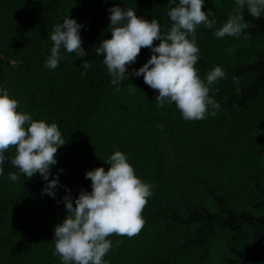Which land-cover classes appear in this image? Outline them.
Here are the masks:
<instances>
[{
    "label": "trees",
    "instance_id": "1",
    "mask_svg": "<svg viewBox=\"0 0 264 264\" xmlns=\"http://www.w3.org/2000/svg\"><path fill=\"white\" fill-rule=\"evenodd\" d=\"M115 5L170 24L168 0H0V86L34 119L56 122L66 141L48 178L58 176L55 198L43 192L48 181L39 173L11 181L8 173L16 169L6 159L0 264H61L53 239L67 215L66 188L73 203L82 188L90 192L86 172L107 171L104 160L117 149L154 188L142 213L144 228L131 239L110 237L122 244L104 258L107 264H241L264 232V16L245 13L248 39L217 38L215 28L198 27L201 77L219 65L226 78L210 91L220 104L217 115L185 121L174 104L157 107L158 93L142 75L129 76L120 91L111 84L95 48L111 37L108 10ZM233 6L234 0H205L204 10L215 13L219 28ZM68 15L82 25L87 55L62 48L58 67L48 69L49 34ZM151 55L142 48L128 72ZM85 59L92 67L81 75ZM245 264H264V239Z\"/></svg>",
    "mask_w": 264,
    "mask_h": 264
},
{
    "label": "clouds",
    "instance_id": "2",
    "mask_svg": "<svg viewBox=\"0 0 264 264\" xmlns=\"http://www.w3.org/2000/svg\"><path fill=\"white\" fill-rule=\"evenodd\" d=\"M204 4L205 0H168L170 24L167 27L155 17L148 20L138 16L131 7H110L111 37L103 39L95 51L97 56L103 55V64L116 90H121L122 82L129 76L142 75L144 83L158 93L157 107L174 104L185 121L203 120L208 115L215 117L220 104L210 91L226 74L217 65L201 77L196 67L200 60L197 29L201 25L215 28L217 38L248 39L250 33L246 30L250 25L245 13L256 19L264 16V0H234L226 21L219 28H216L215 13L211 9L205 11ZM81 27L69 15L53 26L49 34L53 46L45 60L46 68L58 67L62 48L75 57L87 55L82 47ZM142 48L150 49L152 55L143 66L128 72L127 66L135 63ZM10 63L15 66L17 62ZM82 67L85 71L81 75H86L92 65L85 59ZM129 91L135 93L131 83ZM65 143L56 122L34 119L29 112L20 110L19 100L10 95L9 89L0 86V175H4L7 159L16 169L8 173L11 181L21 180L22 175L30 179L39 173L48 181L43 192L55 198L58 176L50 181L48 178L51 167L57 163L58 148ZM13 149L12 155L6 157ZM104 162L110 165L107 171L101 166L86 172L85 178L91 180L92 190L82 188L74 203L71 190L66 188L63 202L67 215L55 226L53 239V255L60 258L61 264H107L104 258L113 247L122 244V240L114 244L110 237L131 239L145 226L142 213L154 185L136 174L127 155L119 149Z\"/></svg>",
    "mask_w": 264,
    "mask_h": 264
},
{
    "label": "water",
    "instance_id": "3",
    "mask_svg": "<svg viewBox=\"0 0 264 264\" xmlns=\"http://www.w3.org/2000/svg\"><path fill=\"white\" fill-rule=\"evenodd\" d=\"M264 239V232L263 234L256 240V242L249 248L248 253L246 254V256L244 257L243 261L241 264H245L248 259L250 258L253 250L259 245V243Z\"/></svg>",
    "mask_w": 264,
    "mask_h": 264
}]
</instances>
